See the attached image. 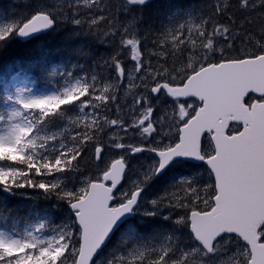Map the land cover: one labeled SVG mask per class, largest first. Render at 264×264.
Instances as JSON below:
<instances>
[{
	"label": "snow or ice",
	"instance_id": "1",
	"mask_svg": "<svg viewBox=\"0 0 264 264\" xmlns=\"http://www.w3.org/2000/svg\"><path fill=\"white\" fill-rule=\"evenodd\" d=\"M147 2L24 0L0 19V52L58 23L113 49L103 77L53 68L63 84L38 92L17 72L0 89V192L68 210L0 228V264H264V0H208L151 39ZM139 153L156 158L130 168ZM177 158L202 167L141 207ZM164 210L168 227L96 259L126 214Z\"/></svg>",
	"mask_w": 264,
	"mask_h": 264
},
{
	"label": "trees",
	"instance_id": "2",
	"mask_svg": "<svg viewBox=\"0 0 264 264\" xmlns=\"http://www.w3.org/2000/svg\"><path fill=\"white\" fill-rule=\"evenodd\" d=\"M190 1L192 0H156L140 10L134 9V11H139L137 14L143 17L139 24L141 35L149 33L152 38L158 34V28L160 29L163 24V22L158 23V16L163 20L170 11L184 7ZM194 1L204 5L208 3V0ZM13 4H16V12H18L19 1L14 0ZM41 51L46 52L47 55L42 61V66L37 67ZM112 51L109 44L101 42L95 36L85 34L78 27L58 23L52 30L36 36L34 40L23 42L16 40L6 51L0 52V89L4 87L8 78L17 72H21L22 77L26 78L34 87L41 89H53L61 86V76L50 75L53 68H56L58 72L61 70L72 71L74 75L91 74L95 69L103 77V70L100 69L97 62L104 60ZM2 107L3 105L0 104V108ZM132 175L135 177V174ZM146 188L145 194L156 195L163 188L162 179H153ZM0 202L1 220L5 219L7 225L12 224L15 220L17 221L16 225L18 224V227L21 226V228L24 226L25 219H30L35 215H47L55 223L61 222L67 215L66 205L55 206L57 205L55 200L33 201L20 196L10 197L0 192ZM131 225V228L141 234H147L154 226L168 227L169 222L159 217L142 216L139 223L134 222ZM120 244V241L115 240L111 245L116 248Z\"/></svg>",
	"mask_w": 264,
	"mask_h": 264
},
{
	"label": "rangeland",
	"instance_id": "3",
	"mask_svg": "<svg viewBox=\"0 0 264 264\" xmlns=\"http://www.w3.org/2000/svg\"><path fill=\"white\" fill-rule=\"evenodd\" d=\"M8 4L11 5L12 2H9ZM204 6H205L204 4H199V3L187 4L186 6L182 7L181 10H176L173 13H172V11H170L169 15L165 17V22L167 24H170V23L175 22L176 20L182 19L183 16H184V14L186 12H189V11H191L192 13L195 14V13L199 12L202 9V7H204ZM5 17H8L7 14L3 13V11L0 8V19H3ZM158 30H159V28H158ZM159 32H160V30H159ZM13 83H16V84H18L20 86H23V83H21V80L15 81ZM7 86L8 87H11V84L9 83ZM27 86H29V85H27ZM29 87H31V86H29ZM34 91H38V90H34ZM38 92H47V91H38ZM129 159L131 161V165H138L142 161H144V162H150L151 160L155 159V157L151 153H143V155L130 157ZM131 167L132 166H130V168ZM199 168L200 167L187 166V165L182 164L180 162L175 163V165L173 167L169 168L165 172V174L161 177L163 187H165L168 184L174 182L175 180L180 179L183 176H190V175H192L193 172L194 171H197ZM178 169L179 170H182V171L180 172ZM129 178H130V180L131 179H134V176L133 175H129ZM149 184H151V182ZM142 198L143 199H142V205H141V207L145 206V204H146L145 201L149 200L151 198V196H148L147 194H145V195L142 196ZM166 214H167V210H164L162 212V215L161 216L166 215ZM120 243H121V241H120ZM112 246L106 251V253L102 256L101 259L107 258L109 256V254L112 252V250L113 249H116L118 247L117 246L116 248H114Z\"/></svg>",
	"mask_w": 264,
	"mask_h": 264
},
{
	"label": "water",
	"instance_id": "4",
	"mask_svg": "<svg viewBox=\"0 0 264 264\" xmlns=\"http://www.w3.org/2000/svg\"><path fill=\"white\" fill-rule=\"evenodd\" d=\"M149 1H151V0H148V2ZM177 159H182V158H177ZM184 160H186V159H184ZM186 161H189V162H194V161H191V160H186ZM133 216V214L131 213V214H126V216L125 217H122L121 218V220L120 221H118L117 222V225L113 228V231L110 233V235H109V237H108V239L105 241V243H104V245L107 243V241L109 240V238L112 236V234L114 233V231L116 230V228L118 227V226H120L127 218H130V217H132ZM103 245V246H104ZM102 246V247H103ZM101 247V248H102Z\"/></svg>",
	"mask_w": 264,
	"mask_h": 264
},
{
	"label": "bare ground",
	"instance_id": "5",
	"mask_svg": "<svg viewBox=\"0 0 264 264\" xmlns=\"http://www.w3.org/2000/svg\"><path fill=\"white\" fill-rule=\"evenodd\" d=\"M158 19H159V22L158 23H161V22H163V24L160 26V31H162L166 26H170V24H167L166 22H165V19H163L162 20V18H160L159 16H158ZM144 31V30H143ZM1 203V202H0Z\"/></svg>",
	"mask_w": 264,
	"mask_h": 264
}]
</instances>
